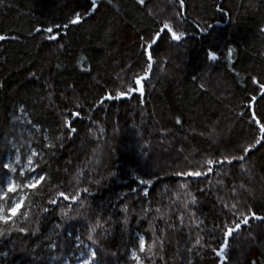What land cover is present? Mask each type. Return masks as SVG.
I'll return each mask as SVG.
<instances>
[{"label": "trees", "instance_id": "1", "mask_svg": "<svg viewBox=\"0 0 264 264\" xmlns=\"http://www.w3.org/2000/svg\"><path fill=\"white\" fill-rule=\"evenodd\" d=\"M97 4L71 24L88 0H0V165L35 149L38 167L26 175L47 176L28 221L0 223V264H77L90 250L97 264H220L221 226L237 212L264 217V140L255 144L253 119L264 124V0ZM165 20L185 35L162 32L143 91L118 96L144 75V46ZM225 156L231 163L205 175H177ZM77 188L87 189L85 207L62 217L70 202L55 194ZM140 236L156 242L151 254L139 251ZM224 256L264 264V220L242 225Z\"/></svg>", "mask_w": 264, "mask_h": 264}, {"label": "snow or ice", "instance_id": "2", "mask_svg": "<svg viewBox=\"0 0 264 264\" xmlns=\"http://www.w3.org/2000/svg\"><path fill=\"white\" fill-rule=\"evenodd\" d=\"M140 4H144L145 0H138ZM88 3L90 5V8H86L83 15L79 12H77L72 20L69 21L71 24L79 23L84 15H88L89 11H95L98 8L97 0H88ZM180 6L183 8V0H180ZM179 14V13H178ZM59 27V26H57ZM67 27V25H65ZM203 30V29H202ZM47 31L51 33L53 31L52 28H48ZM162 32H167L171 35V38L175 41H180L181 38L185 35L183 31L177 32L174 30L172 24L170 21L165 20L162 23L161 28L156 31L153 34V37L150 38L149 42L144 46L145 49V56H146V63L147 67L144 69V75L140 76H134L133 77V84L135 86L129 85L126 92H118V96H126L129 95L132 92H142L143 86H142V80L147 79L148 74L150 73V70L152 68L153 64V57L150 51L151 45L156 42L161 36ZM2 38V37H0ZM49 39H55L54 36H49ZM231 51V50H229ZM208 58L216 59V53L209 50ZM195 79V77H194ZM252 80L254 83L257 82L256 77H252ZM203 88L204 86L201 85ZM260 89L264 91V83H260L259 85ZM74 115L79 116L80 113L76 112ZM255 120V123L259 126V132H260V138L255 141V144L261 143V140H264V124H261L259 120H256L255 117H253ZM177 123H180L181 121L179 118H177ZM65 125L70 128V121L67 119L65 120ZM71 131H75V129H70ZM47 139V137H45ZM255 144H248L246 147H243L241 149L242 153L246 154L250 151L251 148L255 146ZM48 147H52L51 144L47 145ZM17 157L16 160L13 162L3 163L0 165L3 169L7 170L3 177H0V223L4 225H8L9 223H15L17 219H20L21 217L24 219L25 222L29 219V213L31 211L32 206H34L35 201L32 199V196L36 195L37 193H40L43 188V183L46 181L47 176L43 172H38L35 175L28 176L26 175L25 169H27L28 173L34 172L35 168L38 167V164L34 162V157L38 156L39 153L32 149L30 151V154L26 157V165L21 168H17V165H19L21 156L19 155V150H17ZM234 159H239L243 161L245 159L244 155H241L240 157H235ZM225 162L231 163V160L229 157L225 156L221 159H215L212 157L205 158L202 161V166H206V171H200V170H189L185 172H179L177 175H184V176H201L205 175L208 172H211L213 170V167L215 165H223ZM243 167V165H242ZM11 173H18L17 177H12ZM141 183L151 184V180L147 181H141ZM180 187H184V185H181ZM243 187V185H241ZM81 191L86 192L87 189H79L77 188L74 192V194L66 193L64 191H59L55 195L58 198H62L64 201L70 202L66 208L60 209V215L62 217H70V212L72 210L73 204H78L81 209L85 207L84 201L80 199V193ZM233 192H235V189H232ZM145 195H147V190H145ZM175 195V193H174ZM194 202V198H193ZM49 204L57 205L59 203L58 199H50L48 201ZM185 207L187 206V201L184 202ZM225 208H229L228 204H224ZM236 209V205L232 204L229 208V210ZM43 211L47 212L48 209L44 208ZM157 212L160 211V209L156 210ZM237 215L239 216V220H233L232 222H225L224 225H222V231H223V238L224 242L220 245V248L217 251V255L221 257V259H226L224 256V249L228 246V238L232 236L234 233L238 232L241 229L242 225L248 224L249 220L251 218L255 219H262L264 220V217H257L255 212H252L251 210L248 211L247 214H240L237 212ZM181 222H183L181 220ZM100 227V221L97 220L94 225H92L89 228L88 232V239L93 240V233L97 231V228ZM26 229L24 227H20L19 231L24 232ZM4 229H0V235L4 234ZM95 243V241L93 240ZM199 239H197L196 243H199ZM155 241L152 243H148L146 245V241L144 236L139 237V243L138 248L140 252L147 251L149 254L153 252V247L155 245ZM162 243V242H161ZM132 256L139 261V257L137 256V253L135 251L132 252ZM96 257V251L90 250L89 252V259L94 260ZM83 264H89L88 260L83 261ZM251 264H257L255 260L251 262Z\"/></svg>", "mask_w": 264, "mask_h": 264}, {"label": "rangeland", "instance_id": "3", "mask_svg": "<svg viewBox=\"0 0 264 264\" xmlns=\"http://www.w3.org/2000/svg\"><path fill=\"white\" fill-rule=\"evenodd\" d=\"M16 157L17 156H14V157H11V158L8 157L9 159L6 160V163L15 161L16 160ZM26 162L27 161L25 159L22 160V161H20L19 165H17V166H19L18 168L24 167L26 165ZM25 170H27V169H25ZM31 175H35V174L33 173ZM89 252L90 251H88L87 253L86 252L85 253L84 252H80V254H79V260H78L77 264H83V261H85V260H88L89 261V264H97L95 262V260H90L89 259Z\"/></svg>", "mask_w": 264, "mask_h": 264}, {"label": "water", "instance_id": "4", "mask_svg": "<svg viewBox=\"0 0 264 264\" xmlns=\"http://www.w3.org/2000/svg\"><path fill=\"white\" fill-rule=\"evenodd\" d=\"M258 217V216H257ZM223 260L221 259L220 264H222Z\"/></svg>", "mask_w": 264, "mask_h": 264}]
</instances>
